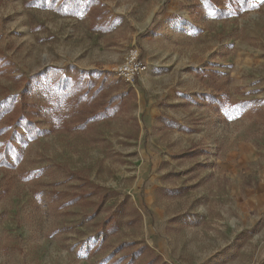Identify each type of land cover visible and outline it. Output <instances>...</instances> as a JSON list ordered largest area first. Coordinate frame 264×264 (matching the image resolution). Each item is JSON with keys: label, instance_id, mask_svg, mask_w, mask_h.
<instances>
[{"label": "rangeland", "instance_id": "1", "mask_svg": "<svg viewBox=\"0 0 264 264\" xmlns=\"http://www.w3.org/2000/svg\"><path fill=\"white\" fill-rule=\"evenodd\" d=\"M249 2L0 0V264H264Z\"/></svg>", "mask_w": 264, "mask_h": 264}, {"label": "built area", "instance_id": "2", "mask_svg": "<svg viewBox=\"0 0 264 264\" xmlns=\"http://www.w3.org/2000/svg\"><path fill=\"white\" fill-rule=\"evenodd\" d=\"M148 65L141 59L140 51L136 47L130 48L124 60L116 68L117 75L128 83H134L144 72Z\"/></svg>", "mask_w": 264, "mask_h": 264}, {"label": "trees", "instance_id": "3", "mask_svg": "<svg viewBox=\"0 0 264 264\" xmlns=\"http://www.w3.org/2000/svg\"><path fill=\"white\" fill-rule=\"evenodd\" d=\"M242 1H243V6H247L250 3L249 2L250 0H242ZM232 3H234V4H232ZM235 3H237V0H229L230 9H233V8L236 9L237 8V6H235ZM227 9L228 8H224V10H227ZM221 11H223V10H221ZM29 121L31 122V120H29ZM29 121L27 123L32 124ZM27 128H29V127H27ZM5 145L0 143V166L9 165V161L5 155V153H6V149H4Z\"/></svg>", "mask_w": 264, "mask_h": 264}]
</instances>
